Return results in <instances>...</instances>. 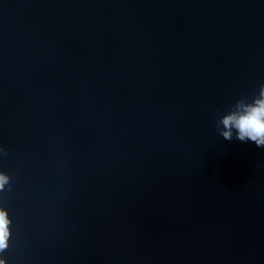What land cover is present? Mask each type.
<instances>
[{
    "label": "water",
    "instance_id": "95a60500",
    "mask_svg": "<svg viewBox=\"0 0 264 264\" xmlns=\"http://www.w3.org/2000/svg\"><path fill=\"white\" fill-rule=\"evenodd\" d=\"M264 0H0L4 264H264Z\"/></svg>",
    "mask_w": 264,
    "mask_h": 264
},
{
    "label": "clouds",
    "instance_id": "9594fccd",
    "mask_svg": "<svg viewBox=\"0 0 264 264\" xmlns=\"http://www.w3.org/2000/svg\"><path fill=\"white\" fill-rule=\"evenodd\" d=\"M216 109L215 128L226 141L233 140L252 142L257 148H264V83H260L252 96L244 95L238 98L221 115ZM8 177L0 173V189H3ZM10 220L7 213L0 209V251L7 247ZM0 264H4L0 260Z\"/></svg>",
    "mask_w": 264,
    "mask_h": 264
}]
</instances>
